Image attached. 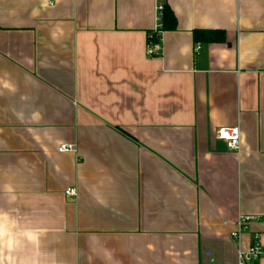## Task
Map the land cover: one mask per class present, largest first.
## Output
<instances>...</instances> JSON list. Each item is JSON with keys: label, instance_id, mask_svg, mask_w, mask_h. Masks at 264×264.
<instances>
[{"label": "crops", "instance_id": "obj_1", "mask_svg": "<svg viewBox=\"0 0 264 264\" xmlns=\"http://www.w3.org/2000/svg\"><path fill=\"white\" fill-rule=\"evenodd\" d=\"M255 236L264 0H0V264H237Z\"/></svg>", "mask_w": 264, "mask_h": 264}, {"label": "built area", "instance_id": "obj_2", "mask_svg": "<svg viewBox=\"0 0 264 264\" xmlns=\"http://www.w3.org/2000/svg\"><path fill=\"white\" fill-rule=\"evenodd\" d=\"M157 20L158 23L154 28L153 34H158L161 32V24L159 20L162 16L163 6L158 4L156 6ZM153 36L150 35L148 39V54L150 56H156L159 54V45L158 43L153 42ZM199 46L196 47L198 49ZM216 137L220 140H223L228 149L232 151H239L241 143V133L237 127H220L216 131ZM76 148L74 144H62L58 148V152H75ZM64 194L68 197H75L77 195V190L75 188H67L64 191ZM250 216H239L235 221L237 225V230L231 233L233 239H239L241 230L245 227L247 222L251 219ZM261 257H264V247L260 244L258 236H255L251 242L250 247L246 251H238V262L237 264H252L254 261H257Z\"/></svg>", "mask_w": 264, "mask_h": 264}, {"label": "trees", "instance_id": "obj_3", "mask_svg": "<svg viewBox=\"0 0 264 264\" xmlns=\"http://www.w3.org/2000/svg\"><path fill=\"white\" fill-rule=\"evenodd\" d=\"M164 12H163V23L165 25L166 22H170V25L174 26V17L172 14L164 7ZM168 22V23H169ZM217 32L212 31V30H195L193 32V37L195 40H205V41H221V34L218 33V35H215Z\"/></svg>", "mask_w": 264, "mask_h": 264}]
</instances>
